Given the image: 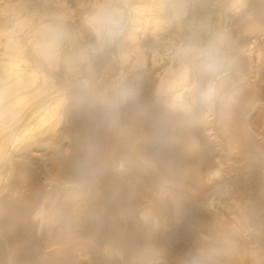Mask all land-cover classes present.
Returning a JSON list of instances; mask_svg holds the SVG:
<instances>
[{
	"label": "bare ground",
	"instance_id": "obj_1",
	"mask_svg": "<svg viewBox=\"0 0 264 264\" xmlns=\"http://www.w3.org/2000/svg\"><path fill=\"white\" fill-rule=\"evenodd\" d=\"M0 264H264V0H0Z\"/></svg>",
	"mask_w": 264,
	"mask_h": 264
}]
</instances>
